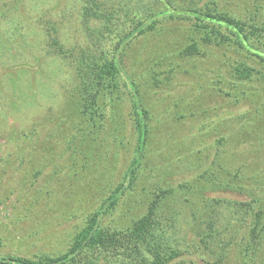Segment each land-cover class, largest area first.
Wrapping results in <instances>:
<instances>
[{
  "label": "trees",
  "instance_id": "1",
  "mask_svg": "<svg viewBox=\"0 0 264 264\" xmlns=\"http://www.w3.org/2000/svg\"><path fill=\"white\" fill-rule=\"evenodd\" d=\"M254 3L253 10L233 13L222 5L221 0H135L134 6L128 0L116 12L118 8L112 4L83 1L80 15L86 30L87 48L81 47L79 54L71 55L75 57L74 76L79 82L64 98L66 106L62 109V121L56 125L57 133L50 132L64 141V151L72 168L79 157L84 159L80 168L74 171L68 170L67 166L63 170L56 163L57 168L55 166L51 175L63 185L58 189L56 199L61 201L63 213L67 211L63 219L79 217V222L73 224L74 232L67 239V247L58 254L0 253V264H198L195 258L204 264H225L233 245L237 247L236 260L256 264V257L264 245V195L245 203L247 216L241 220L245 228L239 223L235 233L225 236L218 221L220 213H217V207H222L224 200L203 192L207 189H248L245 179L239 183L243 165L230 168L223 159L231 156L224 145L245 142L251 136L250 128L257 141L263 142L264 137L259 131L263 129L264 132V121L260 115L255 119L253 112L251 117L247 116L246 124L239 125L236 132H229L233 141H228L227 134H219L207 147L204 160L195 162V166L203 169L195 180L183 178L175 184L164 183L161 178H155L152 183L145 181L148 173L154 170L153 157H147L152 109L146 98L152 88L165 84L175 71L170 62L168 69L162 68L164 76L159 77L162 70L157 66L161 60L207 57L216 50L230 70L223 74L218 69L214 73L212 89L232 98L234 103L248 100L255 114L264 113V4ZM167 20L173 22L170 27H165ZM92 22H97V26L91 28ZM141 36L153 38L157 59L146 74L134 80V72L129 71L123 61L127 48ZM52 44L66 53L57 40ZM203 46L209 49H203ZM71 53L68 50L67 54ZM23 66L29 70L33 68L28 63H22ZM254 80L258 81L259 87L253 86ZM124 103L128 105L127 110H122ZM244 114L247 112L241 116ZM101 133L111 136L114 149L123 148L130 141L133 147L128 150L125 168L116 181L112 180L115 174H111L105 186L99 185L93 191L92 186L84 190L82 179L86 162L98 148L97 141L105 143ZM23 137L29 135L24 133ZM166 160L172 161L169 157ZM89 170L87 173L100 180L105 178L104 168L100 171L92 166ZM40 172V169L32 171V181ZM223 173L222 180L218 177ZM68 175L71 177L67 180L81 185L82 193L75 192L76 197L66 192L64 184ZM249 180L258 182L255 175L249 176ZM139 183L143 185L137 190ZM52 194L49 191V198ZM174 196L181 197L192 216V238L188 245L179 242L174 232L175 217L166 213L163 207L164 201ZM120 200L127 208L131 202V207L135 203L133 210L137 212L135 218H129L122 226L115 219ZM231 201L236 205V201ZM67 207H71L70 211ZM119 208L122 210V205ZM250 212L252 215H248ZM242 227L244 230L240 234Z\"/></svg>",
  "mask_w": 264,
  "mask_h": 264
},
{
  "label": "rangeland",
  "instance_id": "2",
  "mask_svg": "<svg viewBox=\"0 0 264 264\" xmlns=\"http://www.w3.org/2000/svg\"><path fill=\"white\" fill-rule=\"evenodd\" d=\"M83 1L0 0L1 254H58L67 247V239L74 232L73 224L79 222V217L63 219L67 211L64 214L61 201L56 200L58 189L63 185L51 175L57 164L63 170L67 166L68 170L74 171L75 168H80L84 159L79 157L72 168L68 154L64 151V141L50 132L57 133L56 125L64 116V98L79 82L78 77L74 76L75 57L71 55L79 54L81 47L87 48V36L84 34L86 30L80 15ZM98 1L106 5L112 4L118 8V12L128 0ZM254 1L264 4L262 0H221V3L224 7L227 6L226 9L238 13L246 9L253 10ZM129 3L134 6L135 0H129ZM117 15L118 13L115 16ZM97 24L92 22L89 26L94 28ZM172 24V21L167 20L165 27ZM152 39L141 36L125 52L123 62L129 71L134 72V80H139L146 74L157 59L154 55L156 44ZM54 40L63 46L65 54L53 46ZM203 49L208 50L209 47L203 46ZM68 50L72 53L67 54ZM170 62L175 67L172 76L165 84L152 88L151 94L146 98L152 109L151 141L147 157H153L154 170L148 173L145 181L151 183L155 178H161L162 182L171 184L183 178L195 180L203 170L202 166H195V162L198 160V164L201 159L204 160L207 147L219 134H227L228 141H233L228 133L236 132L239 125L246 124L247 118L251 117L253 112L254 118L256 116L259 119L260 115V119L264 121V113L255 114L248 100L242 99L234 103L232 98L224 97L212 89L214 73L218 69L223 74L230 70V66L223 62L216 50H212L207 57L161 60L157 66L162 70L159 77L164 76L163 69H168ZM22 63H28L33 68L29 70L25 66L21 67ZM252 84L259 87L256 85L257 80L252 81ZM127 106V103H124L122 110H127ZM246 112L247 114L241 116ZM125 128L127 129V126ZM248 132L251 136L245 142L235 143L233 146H228L226 142L224 148L231 156L223 158L230 168L243 165L239 183L246 181L248 189L244 191L237 187L233 190L207 189L203 192L210 197L224 200L222 207H217V213H220L218 221L225 230V236L235 233L239 223L244 227L245 223L241 220L247 216L245 203L253 197L264 195V141H257L251 128ZM24 133L29 137L22 138ZM259 133L264 137L263 129ZM101 137L105 139V143L98 139V148L93 151L84 168V190L92 186L93 191L95 187L97 190L99 185L105 186L111 174H115L112 180L116 181L125 168L127 152L133 147V142L130 141L129 145L114 149L111 136L106 133L103 136L101 133ZM168 157L171 162L166 160ZM206 165L205 161L204 166ZM92 166L100 171L105 169L103 180L87 173ZM35 169H40L41 172L36 180L32 181V171ZM254 175L257 183L247 181L249 176ZM70 177L65 176L64 186L67 187L66 192L73 193L76 197L75 192L82 193L79 190L81 185L72 179L67 180ZM218 178L223 180L224 173ZM142 185L139 183L137 190ZM49 191L53 192L50 198ZM231 200L236 201V205ZM85 204L86 202L82 206ZM130 204L132 205V202ZM131 205L129 209L120 200L116 206L119 218L117 216L115 219L119 226L125 224L129 218H135L137 212L133 209L136 205ZM228 206H231L230 209L226 208ZM163 207L166 213H172L175 217L174 232L177 233L179 242L184 241L188 245L192 238L193 222L188 205L182 203L180 196H174L165 200ZM70 209L71 207H67V210ZM127 209L129 210L126 211ZM123 212L126 215H123ZM244 212L246 215L243 216ZM243 227L239 230L240 234L245 228ZM236 252L237 247L231 246L230 257L225 259V264H243L235 259ZM195 259L198 264H204ZM256 260V264H264V245Z\"/></svg>",
  "mask_w": 264,
  "mask_h": 264
}]
</instances>
